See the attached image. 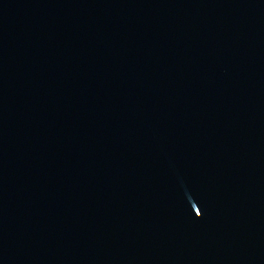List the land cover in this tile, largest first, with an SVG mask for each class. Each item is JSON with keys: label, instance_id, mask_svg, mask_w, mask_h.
Masks as SVG:
<instances>
[{"label": "water", "instance_id": "95a60500", "mask_svg": "<svg viewBox=\"0 0 264 264\" xmlns=\"http://www.w3.org/2000/svg\"><path fill=\"white\" fill-rule=\"evenodd\" d=\"M0 264H264V0H0Z\"/></svg>", "mask_w": 264, "mask_h": 264}]
</instances>
